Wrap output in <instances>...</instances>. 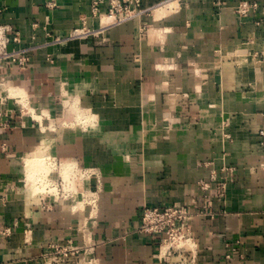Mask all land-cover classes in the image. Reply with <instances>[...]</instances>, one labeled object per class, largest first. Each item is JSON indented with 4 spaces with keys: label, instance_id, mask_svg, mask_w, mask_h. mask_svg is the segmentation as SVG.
Segmentation results:
<instances>
[{
    "label": "crops",
    "instance_id": "1",
    "mask_svg": "<svg viewBox=\"0 0 264 264\" xmlns=\"http://www.w3.org/2000/svg\"><path fill=\"white\" fill-rule=\"evenodd\" d=\"M241 1L185 0L101 27L91 0H0V24L33 47L27 68L0 69V109L29 103L34 115L0 116V264H48L44 250L91 225V205L32 197L25 176L47 156L102 176L92 261L68 264H165L135 232L141 208L201 200V180L214 211L194 223L195 264H264V11L240 17ZM83 25L100 33L48 44L47 31ZM223 166L234 168L224 204Z\"/></svg>",
    "mask_w": 264,
    "mask_h": 264
},
{
    "label": "built area",
    "instance_id": "2",
    "mask_svg": "<svg viewBox=\"0 0 264 264\" xmlns=\"http://www.w3.org/2000/svg\"><path fill=\"white\" fill-rule=\"evenodd\" d=\"M185 0H154L150 5H143L142 0H91V11L94 16H99L101 27L124 22L141 15H153L156 10L166 8L167 10H177L179 5ZM172 5V6H171ZM106 6V9H103ZM264 11L263 5L258 1L242 0L235 8V12L240 17H248L252 13ZM106 17V19H103ZM263 20L261 17L260 21ZM110 21V22H107ZM37 24H35L36 26ZM100 31L89 28L86 25L76 27L66 37L55 35L51 31L46 32L48 44L72 39L76 37L96 36ZM21 42L20 30L12 24H0V69L9 66H16L20 69L27 68L29 64V52L33 47L17 46ZM5 100V98H4ZM25 106V105H24ZM1 113V112H0ZM7 122H0V127L7 126ZM262 142L264 143V129L260 131ZM46 171H42L32 182L29 175L25 176V184L31 189L32 196L42 202L46 207L53 205L62 199H69L74 202L80 201L82 204L91 205L92 215L90 216V226H84L83 241L75 238L60 240L51 244L44 250L42 257L48 264H68L73 257L89 256L94 250V242L91 238V231L96 224L95 208L98 200V190L102 186V176L98 169L93 167H83L78 164H63L56 158L47 156L43 158ZM210 165L211 162H204ZM234 168L223 166L222 178L213 177L216 182L218 198H223L226 194L227 183L233 179ZM203 200L209 208H212L213 201L210 196L212 183L201 180ZM80 196V198H78ZM206 214L204 210H198L195 199L187 204H167V205H144L140 211V220L135 227V232L143 234L154 242L159 249V257L166 255H177L184 250L191 240V224L198 217ZM11 230L7 228L6 231ZM80 261V260H79ZM77 264V263H76Z\"/></svg>",
    "mask_w": 264,
    "mask_h": 264
},
{
    "label": "rangeland",
    "instance_id": "3",
    "mask_svg": "<svg viewBox=\"0 0 264 264\" xmlns=\"http://www.w3.org/2000/svg\"><path fill=\"white\" fill-rule=\"evenodd\" d=\"M107 22H110V21H107ZM4 98H6V97H0L1 103L5 102ZM19 104L20 105L19 106H16V107L9 106V108H7V109L8 110H11L12 109V111L9 112V113H7V112L4 113V111H3L4 109H0V112H1L0 113V116L5 117V119H9V120L14 119V117L17 115L16 113L23 114V115L24 114H27L28 116H32V117L34 116L33 115V112H32V108L29 106V103L26 106H24V104L22 102H19ZM17 105H18V103H17ZM12 106H15V105H12ZM13 109H17V111H15ZM83 114L84 113H82L81 111L78 112V115H76L77 118H78V121H81L82 120V118L84 117ZM85 115H86V113H85ZM0 119H2V118H0ZM87 119L89 120V118H87ZM0 122H1V120H0ZM64 125H65V123H64ZM28 186H30L29 183L26 185V187L31 192V189ZM32 197L34 198V196H32ZM225 198H226V194H224L223 198H220L219 197L220 202H222L224 204L225 203ZM193 199H195L196 208L198 210H204L206 212V214H203V216L210 215V213H212L214 211V210H212V208H209L207 206V204L204 202L203 196H202V199L201 200H198L197 198H193ZM200 217L201 216H198L192 222V224L190 226V228H191V240L189 242L191 243V245L188 244L186 247H184V250L183 251H180V253H176L177 255H171V256L170 255H166V256L159 257V249H158V246L156 245V248H157L156 256H157V259L159 261H162L165 264H195L197 242H196V238H195L194 233H193V226H194V223L196 222V220L198 218H200ZM6 230L7 229L4 230V234L7 235V236L10 235L12 231L11 230L6 231ZM236 242H238V241H236ZM237 251H238L237 246H234V248H232L230 250V252L225 255L224 259H226L228 261H232L233 258H234V255H233L234 253L233 252L236 253ZM91 256H92V253L89 256V260H88L89 262L92 261V257ZM85 264H87V263H85Z\"/></svg>",
    "mask_w": 264,
    "mask_h": 264
},
{
    "label": "bare ground",
    "instance_id": "4",
    "mask_svg": "<svg viewBox=\"0 0 264 264\" xmlns=\"http://www.w3.org/2000/svg\"><path fill=\"white\" fill-rule=\"evenodd\" d=\"M172 6V5H171ZM167 8V7H166ZM166 8H161V9H158V10H156V13L157 12H159V11H163L164 9H166ZM167 10V9H166ZM37 157H40V156H37Z\"/></svg>",
    "mask_w": 264,
    "mask_h": 264
}]
</instances>
